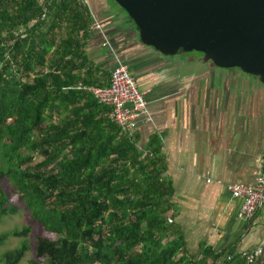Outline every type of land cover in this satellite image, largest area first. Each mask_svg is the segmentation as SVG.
<instances>
[{
    "label": "trees",
    "instance_id": "obj_1",
    "mask_svg": "<svg viewBox=\"0 0 264 264\" xmlns=\"http://www.w3.org/2000/svg\"><path fill=\"white\" fill-rule=\"evenodd\" d=\"M77 6L0 0V182L56 236L36 239L29 264H264L236 248L191 251L161 143L144 150L109 108L73 88L102 85L86 54L92 21ZM8 201L0 185V223L16 210ZM30 230L2 234L0 246ZM30 248L24 240L0 264H21Z\"/></svg>",
    "mask_w": 264,
    "mask_h": 264
},
{
    "label": "crops",
    "instance_id": "obj_2",
    "mask_svg": "<svg viewBox=\"0 0 264 264\" xmlns=\"http://www.w3.org/2000/svg\"><path fill=\"white\" fill-rule=\"evenodd\" d=\"M88 11L104 27L111 46L145 93L151 121L138 120L140 147L161 143L173 183L175 214L192 252L264 250V214L239 217L241 200L230 183L254 185L264 167V84L238 68L221 69L201 53L166 57L142 46L136 28L112 0H89ZM98 83L115 65L92 32L86 47ZM264 259V257H263Z\"/></svg>",
    "mask_w": 264,
    "mask_h": 264
},
{
    "label": "water",
    "instance_id": "obj_3",
    "mask_svg": "<svg viewBox=\"0 0 264 264\" xmlns=\"http://www.w3.org/2000/svg\"><path fill=\"white\" fill-rule=\"evenodd\" d=\"M142 46L166 57L198 52L264 84V0H112Z\"/></svg>",
    "mask_w": 264,
    "mask_h": 264
},
{
    "label": "built area",
    "instance_id": "obj_4",
    "mask_svg": "<svg viewBox=\"0 0 264 264\" xmlns=\"http://www.w3.org/2000/svg\"><path fill=\"white\" fill-rule=\"evenodd\" d=\"M51 1L57 2L59 0ZM73 1L78 5V8L88 11L89 0ZM89 15L92 21V30L100 36L103 45L111 51L115 65L110 71L106 85L95 86L78 82L73 88L90 94L100 105L109 108L112 121L121 129L132 134L138 120H152L145 93L139 89L135 76L111 46L104 27L92 13ZM227 189L233 198L242 201L239 210L241 219H251L257 211H262L264 214V167L263 174L256 179L254 185L234 182L230 183ZM263 251V248L260 247L252 251H243L242 254L247 257L249 263H252L263 256Z\"/></svg>",
    "mask_w": 264,
    "mask_h": 264
},
{
    "label": "rangeland",
    "instance_id": "obj_5",
    "mask_svg": "<svg viewBox=\"0 0 264 264\" xmlns=\"http://www.w3.org/2000/svg\"><path fill=\"white\" fill-rule=\"evenodd\" d=\"M40 160L41 157H37L35 162H39ZM0 185L8 196V206L16 207V210L8 209L6 215L3 217L0 223V236L4 233L13 232L15 230L22 231L25 228L31 229L25 235H10L5 238L3 245L0 246V257L6 252L20 247L22 242L24 240H27L31 248L26 252V256L21 264H29V261L35 258L36 239L42 237L49 240H55L56 236L52 233L45 231L38 223L32 221L31 215L26 210L22 200L20 199L19 194L17 193L16 189L12 187V184L7 178H4L0 182Z\"/></svg>",
    "mask_w": 264,
    "mask_h": 264
}]
</instances>
